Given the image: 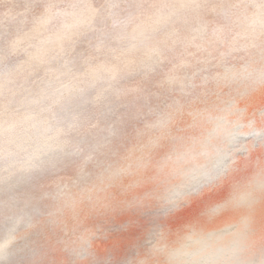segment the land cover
I'll return each mask as SVG.
<instances>
[{"label": "clouds", "instance_id": "1", "mask_svg": "<svg viewBox=\"0 0 264 264\" xmlns=\"http://www.w3.org/2000/svg\"><path fill=\"white\" fill-rule=\"evenodd\" d=\"M0 264H264V0H0Z\"/></svg>", "mask_w": 264, "mask_h": 264}]
</instances>
